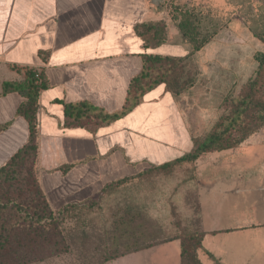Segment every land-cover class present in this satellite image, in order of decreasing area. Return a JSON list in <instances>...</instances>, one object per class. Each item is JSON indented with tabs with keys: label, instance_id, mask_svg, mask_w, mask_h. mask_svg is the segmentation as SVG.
<instances>
[{
	"label": "crops",
	"instance_id": "obj_1",
	"mask_svg": "<svg viewBox=\"0 0 264 264\" xmlns=\"http://www.w3.org/2000/svg\"><path fill=\"white\" fill-rule=\"evenodd\" d=\"M149 4V0H0V127H6L0 132V168L30 134L27 121L17 115L24 98L16 92L1 95L3 84L24 79L14 67L43 71L50 87L41 92L39 101L38 176L54 210L96 197L121 179L134 184L159 182L161 177L152 180L147 172L194 148L193 134L198 131L192 126L197 115L191 99L202 90L198 83L181 97L160 85L130 114L96 131L66 126L64 103L89 102L109 114L121 111L132 79L142 70L143 55L190 53L191 47L184 43L145 48L135 27L165 21V12L151 10ZM263 130L235 149L208 153L191 163L197 172L186 176L193 184L187 183L183 200L190 206L195 197L200 204L199 226L205 233L200 260L201 253L210 255L212 245L218 244L219 257L227 263L256 264L244 256L233 261V253L239 254L226 243L229 237L250 232L260 245L254 257L264 259ZM244 144L256 145L254 150H237ZM226 153L230 161L218 165ZM248 159L255 160L250 167L245 165L251 163ZM64 166L71 168L63 172ZM145 173L149 175L140 177ZM175 241L181 264V243Z\"/></svg>",
	"mask_w": 264,
	"mask_h": 264
},
{
	"label": "trees",
	"instance_id": "obj_2",
	"mask_svg": "<svg viewBox=\"0 0 264 264\" xmlns=\"http://www.w3.org/2000/svg\"><path fill=\"white\" fill-rule=\"evenodd\" d=\"M179 30L183 43L191 47L187 56L143 55L142 70L132 79L121 111L109 114L89 102L64 103L66 126L96 131L130 114L143 103L147 93L160 85H165L166 91L174 97H180L193 88L197 79V72L190 68L193 57L210 43L218 30L203 29L191 12L183 13ZM135 32L144 41L146 49L158 48L167 43V27L162 21L139 24ZM256 59L258 68L243 92L226 99L225 105L231 111L204 138L194 140V148L190 153L154 167L147 173H165L185 163H194L208 153L235 149L264 127V90L260 89L264 52L257 54ZM14 69L22 74L25 71L24 79L20 82H5L1 95L16 92L24 98L17 115L27 121L30 134L28 142L0 168V264L42 263L71 254L76 248L80 249V259L83 260L80 264H107L175 240L181 243V264H203L199 251L203 248L205 233L201 229L186 231L182 236L167 241L145 244L137 232L131 233L124 229L127 220L143 215L140 208L132 204L123 211L113 210L110 219H105L103 243L92 251L85 250V240L91 237L86 231L89 224L85 219L81 221V218L100 210L104 196L112 194L115 188L129 179L105 186L99 195L87 201L70 203L54 210L38 176L39 101L41 92L49 89L50 83L43 71L20 67ZM5 128L0 127V132ZM70 168L64 166L61 170L66 172ZM147 173L140 177L148 176ZM197 208L200 224L198 205Z\"/></svg>",
	"mask_w": 264,
	"mask_h": 264
},
{
	"label": "rangeland",
	"instance_id": "obj_3",
	"mask_svg": "<svg viewBox=\"0 0 264 264\" xmlns=\"http://www.w3.org/2000/svg\"><path fill=\"white\" fill-rule=\"evenodd\" d=\"M149 1L151 10L162 9L165 12V21L162 22L167 27L166 44L184 42L179 33V23L183 20L185 12H191L194 15V20L199 22L203 29L217 28L218 30L217 35L206 45L204 51L196 57L194 56L190 64V68L197 72V89L202 87L201 91L192 94L191 99L194 103L191 110L197 115L193 118L192 126L198 131L194 132L193 138L200 140L213 129L223 116L231 111L230 107L225 105L227 97L238 96L243 92L246 84L256 73L258 68L256 55L264 52V0ZM5 80L10 81L7 78ZM260 89L264 90V72L261 77ZM193 128H191V133H193ZM263 132L264 130L261 133ZM248 144H244L237 150L249 151V148L254 150L256 144L250 146ZM223 155L218 158V165H221L223 161H230V155L227 153ZM249 160L251 163L248 162ZM247 162L245 165L250 167L255 160L248 159ZM226 165L230 166V162H226ZM195 167V164L190 163L178 171L177 168H174L165 173L157 172L150 177L152 180L161 177L162 180L159 182L134 184L129 181L115 188L109 196H104L100 210L87 213L81 218V221L85 219L89 224L86 231L91 237L85 240V250L92 251L103 243L102 233L105 219H110L113 210L123 211L129 204L140 208L144 216L127 220L124 229L131 233L137 232L145 240V244L154 241H167L182 236L186 231L200 230L196 212L197 205H200L199 201L193 197L189 201L190 207L183 200L186 188L189 187L187 183L193 184L190 180L192 177L188 180L186 176L195 174L197 172ZM186 171L188 174H185ZM181 193L183 197H181ZM191 209L195 214L189 218ZM262 240L264 239L262 238ZM206 242V246H208L210 244L208 239ZM226 243L227 246L233 248V252L235 250L239 254L238 256L233 253V261H237L241 256L253 258L252 260L256 261V264H261L264 260L257 261L254 257L253 251L260 246L254 242V232L243 233L240 237H229ZM217 245H212L215 249L209 250L210 255L206 256L201 253V260L206 264H231L230 261L227 263L224 258L222 260L219 257L222 255L217 251ZM178 257L177 242L174 241L126 255L107 264H177ZM257 258L260 256L257 255ZM82 261L80 249L76 248L71 254L37 264H80Z\"/></svg>",
	"mask_w": 264,
	"mask_h": 264
}]
</instances>
